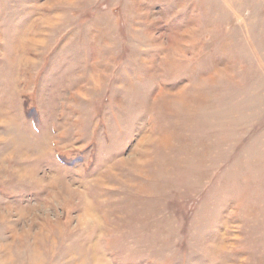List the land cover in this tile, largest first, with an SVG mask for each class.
I'll return each instance as SVG.
<instances>
[{"label":"rangeland","instance_id":"374dc122","mask_svg":"<svg viewBox=\"0 0 264 264\" xmlns=\"http://www.w3.org/2000/svg\"><path fill=\"white\" fill-rule=\"evenodd\" d=\"M0 264H264V0H0Z\"/></svg>","mask_w":264,"mask_h":264}]
</instances>
